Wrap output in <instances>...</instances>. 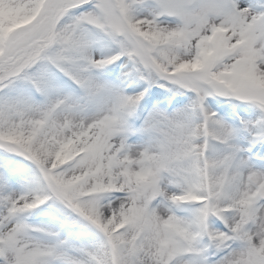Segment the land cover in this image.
Listing matches in <instances>:
<instances>
[{
  "label": "snow or ice",
  "instance_id": "obj_1",
  "mask_svg": "<svg viewBox=\"0 0 264 264\" xmlns=\"http://www.w3.org/2000/svg\"><path fill=\"white\" fill-rule=\"evenodd\" d=\"M0 264H264V0H0Z\"/></svg>",
  "mask_w": 264,
  "mask_h": 264
}]
</instances>
